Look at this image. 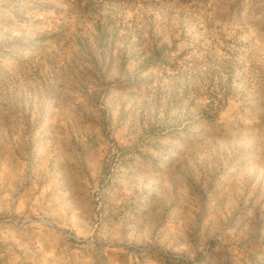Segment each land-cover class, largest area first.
<instances>
[{
  "label": "rangeland",
  "instance_id": "374dc122",
  "mask_svg": "<svg viewBox=\"0 0 264 264\" xmlns=\"http://www.w3.org/2000/svg\"><path fill=\"white\" fill-rule=\"evenodd\" d=\"M0 264H264V0H0Z\"/></svg>",
  "mask_w": 264,
  "mask_h": 264
}]
</instances>
